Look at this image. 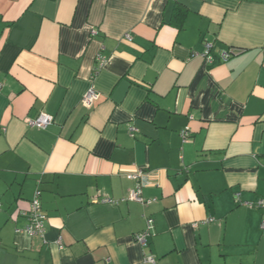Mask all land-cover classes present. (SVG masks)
Masks as SVG:
<instances>
[{"label": "crops", "instance_id": "obj_1", "mask_svg": "<svg viewBox=\"0 0 264 264\" xmlns=\"http://www.w3.org/2000/svg\"><path fill=\"white\" fill-rule=\"evenodd\" d=\"M261 199L264 0H0V264H264Z\"/></svg>", "mask_w": 264, "mask_h": 264}, {"label": "built area", "instance_id": "obj_2", "mask_svg": "<svg viewBox=\"0 0 264 264\" xmlns=\"http://www.w3.org/2000/svg\"><path fill=\"white\" fill-rule=\"evenodd\" d=\"M234 55H235V52H232V51L224 52L220 54V60L222 62H227ZM204 58L208 65H213L215 63V58L212 55V45L211 44L206 45V51L204 54ZM106 61H107V57L104 55H99L97 57V67L95 69V73L100 71L101 68L104 67ZM98 99H99V94L96 92L94 88H92L85 95L82 102H83V105L87 109H91ZM52 123H53V118L45 113H41L35 119L28 120L29 126L38 128L41 130L47 129ZM181 135H182L184 142L188 141V139L190 138V132L188 129L183 130L181 132ZM131 178L136 182V184H135V187L132 190H130L129 196L125 201L136 202L142 205L153 204L156 201L155 199L146 200L143 197L144 188L148 187L151 184L149 175L143 169H140L135 174H133ZM42 196H43V192L40 188H38L35 191L32 200L30 201V207L26 214L28 223L25 226V228L16 230L18 234H24L28 236L29 238H35V237L44 238L47 232L48 217L43 210ZM102 202L111 203V204L118 203L116 201L109 200V199H104ZM1 206L2 204L0 203V208ZM246 206H248L251 209L264 210V199H261L254 203H246ZM213 221L215 220L210 219L208 222H213ZM153 227H154V220L147 219V229L144 232H141L135 235V241L142 248H147L149 246V237L151 236V231ZM261 227L262 229H264V222L262 223ZM146 262L150 264H155L156 261L153 256H148L146 258Z\"/></svg>", "mask_w": 264, "mask_h": 264}, {"label": "trees", "instance_id": "obj_3", "mask_svg": "<svg viewBox=\"0 0 264 264\" xmlns=\"http://www.w3.org/2000/svg\"><path fill=\"white\" fill-rule=\"evenodd\" d=\"M175 10H176V15H175V16H176L177 18H179V19H180V18L183 19L184 16L186 15V13H187L185 10H182V9L180 8V6H178V5L175 7ZM175 25H177V24L175 23Z\"/></svg>", "mask_w": 264, "mask_h": 264}]
</instances>
